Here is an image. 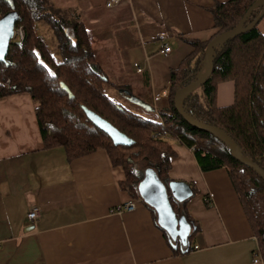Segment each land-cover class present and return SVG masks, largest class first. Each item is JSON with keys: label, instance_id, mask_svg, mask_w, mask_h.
Returning <instances> with one entry per match:
<instances>
[{"label": "crops", "instance_id": "obj_1", "mask_svg": "<svg viewBox=\"0 0 264 264\" xmlns=\"http://www.w3.org/2000/svg\"><path fill=\"white\" fill-rule=\"evenodd\" d=\"M215 1L227 0H52L78 10L109 79L130 87L120 98L142 100L156 114L168 105L171 70L192 51L177 34L210 39ZM166 43L172 51L164 56ZM35 107L27 92L0 97V264H264L225 168L202 171L192 149L170 140L169 175L191 184L186 208L199 226V248L177 253L158 217L121 188L125 172L105 149L69 160L63 147L44 148ZM130 200L134 210L111 212ZM33 207L41 213L30 221Z\"/></svg>", "mask_w": 264, "mask_h": 264}, {"label": "trees", "instance_id": "obj_2", "mask_svg": "<svg viewBox=\"0 0 264 264\" xmlns=\"http://www.w3.org/2000/svg\"><path fill=\"white\" fill-rule=\"evenodd\" d=\"M254 1H215L210 7L215 33L208 40L177 34L192 51L171 70L168 105L160 108L158 114L152 110L154 117L149 118L120 98L125 90L131 91L130 87L109 79L77 9L62 8L52 0H0V19L15 13V27H22L25 32L23 40L11 41L6 57L0 60V97L30 94L46 149L63 147L69 160L105 149L112 164L123 168L125 179L120 186L134 199H141L138 185L148 166L163 182L172 180L169 171L176 152L171 139L193 150L202 171L225 168L264 260V179L252 166L236 159L223 139L187 122L174 104L176 90L189 85L200 71L206 70L209 42L217 34L235 28ZM262 9V4L256 6L245 26ZM39 24L52 29L54 49L38 30ZM259 24L219 43L214 49L212 73L197 89L184 95L181 102L196 120L222 128L235 142L239 154L264 169V32ZM226 81L233 82L234 99L229 105H219L218 86ZM90 115L106 119L131 143L116 144ZM140 162H145V169H138ZM187 200L181 203L172 199V204L191 223L188 243L172 239L162 227L177 253L192 249L193 237L199 231L189 216ZM144 204L157 219L156 211Z\"/></svg>", "mask_w": 264, "mask_h": 264}, {"label": "water", "instance_id": "obj_3", "mask_svg": "<svg viewBox=\"0 0 264 264\" xmlns=\"http://www.w3.org/2000/svg\"><path fill=\"white\" fill-rule=\"evenodd\" d=\"M261 4L263 5L262 11L249 25L245 26L247 19L251 16L255 7ZM263 17L264 0H255L235 28L217 34L209 42L207 47L208 64L206 70L200 71L197 74V78L192 83L176 90L174 104L178 112L187 120V122L213 134L218 139H223L230 147L231 153L236 159L252 166L253 169L264 179V169L248 157L239 154L235 142L222 128L196 120L186 112L181 102L184 95L197 89L212 73L214 67L215 47L219 43L230 40L241 32L255 27ZM15 20V13H11L0 19V60L6 57L10 43L14 39ZM62 86L68 91L65 85ZM130 99L134 103L141 105L147 111L154 110L153 107L142 100L136 99L135 97H131ZM90 117L95 125L106 132L116 144L131 143V139L127 135L119 131L106 119L99 115H90ZM144 173V177L138 185L141 200L150 205L156 211L159 225L168 231L172 239L181 240L183 244L188 243L192 228L191 223L184 215H180L174 210L172 199L181 203L186 201L194 193L191 184L184 180H171L170 182L165 183L160 180L158 174L153 168H147Z\"/></svg>", "mask_w": 264, "mask_h": 264}, {"label": "built area", "instance_id": "obj_4", "mask_svg": "<svg viewBox=\"0 0 264 264\" xmlns=\"http://www.w3.org/2000/svg\"><path fill=\"white\" fill-rule=\"evenodd\" d=\"M120 0H108L107 2V6H112L116 3H118ZM25 37V32L23 30L22 27H18L16 28L15 27V31H14V39H18V40H23ZM172 51V46L171 44H168L166 43L164 45V47L161 49L160 53L163 54L164 56H167L171 53ZM138 70H141V68H139ZM165 93V92H164ZM137 206V202L135 200H130L128 202H124V203H121V204H118L117 206L113 207L111 209V212H114V213H120V212H123V211H126V210H134ZM41 213V210L39 207H33L29 210L28 214H27V217L30 221H35L39 215ZM199 246L198 245H193L192 249H198ZM261 255H257V257L255 258V261H260L261 260Z\"/></svg>", "mask_w": 264, "mask_h": 264}, {"label": "rangeland", "instance_id": "obj_5", "mask_svg": "<svg viewBox=\"0 0 264 264\" xmlns=\"http://www.w3.org/2000/svg\"><path fill=\"white\" fill-rule=\"evenodd\" d=\"M44 25V24H42ZM260 29L264 32V17L262 18V20L260 21ZM43 36L46 38V40L50 43L51 47L54 49V36L52 33V29L48 26V25H44L41 27V29L39 30ZM15 40V39H14ZM228 86H229V90H228ZM232 95H233V89H232V83L231 82H226L225 85H223L222 87V91L220 93V98L218 100V104L220 105H228L232 102ZM134 107V109L138 112L141 113L143 115H145L146 117L152 118L154 117L153 113L150 111H147L145 108H143L141 105H132ZM138 165V169L142 168L145 169V162H140ZM146 170V169H145Z\"/></svg>", "mask_w": 264, "mask_h": 264}]
</instances>
